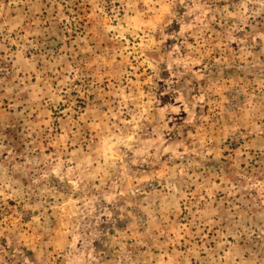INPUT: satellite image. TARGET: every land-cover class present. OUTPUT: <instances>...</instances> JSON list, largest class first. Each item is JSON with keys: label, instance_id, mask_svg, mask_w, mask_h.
I'll return each instance as SVG.
<instances>
[{"label": "rangeland", "instance_id": "rangeland-1", "mask_svg": "<svg viewBox=\"0 0 264 264\" xmlns=\"http://www.w3.org/2000/svg\"><path fill=\"white\" fill-rule=\"evenodd\" d=\"M0 264H264V0H0Z\"/></svg>", "mask_w": 264, "mask_h": 264}]
</instances>
